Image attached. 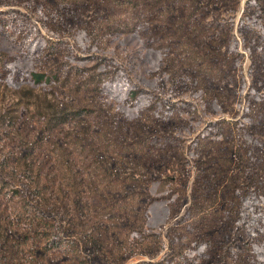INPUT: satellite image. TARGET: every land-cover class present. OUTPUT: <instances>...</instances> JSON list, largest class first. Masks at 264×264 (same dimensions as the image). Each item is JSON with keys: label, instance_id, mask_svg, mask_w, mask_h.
Wrapping results in <instances>:
<instances>
[{"label": "rangeland", "instance_id": "obj_1", "mask_svg": "<svg viewBox=\"0 0 264 264\" xmlns=\"http://www.w3.org/2000/svg\"><path fill=\"white\" fill-rule=\"evenodd\" d=\"M0 264H264V0H0Z\"/></svg>", "mask_w": 264, "mask_h": 264}, {"label": "trees", "instance_id": "obj_2", "mask_svg": "<svg viewBox=\"0 0 264 264\" xmlns=\"http://www.w3.org/2000/svg\"><path fill=\"white\" fill-rule=\"evenodd\" d=\"M26 51L27 52H29V53H33L35 50H32L31 49V47H27L26 48ZM45 76L43 75V74H34L33 76H32V79H33V81L34 82H36V83H39L40 81H43L44 80V82H46V81H48V79H45L44 78ZM44 78V79H43ZM114 90V92L116 93V94H119V87L117 86L115 89H113ZM129 94V91H126L125 92V95L127 96Z\"/></svg>", "mask_w": 264, "mask_h": 264}]
</instances>
